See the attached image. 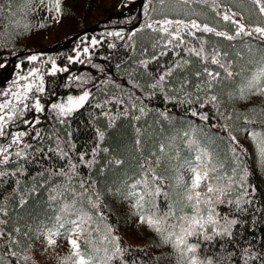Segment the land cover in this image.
Listing matches in <instances>:
<instances>
[{
    "label": "snow or ice",
    "instance_id": "6c2138e0",
    "mask_svg": "<svg viewBox=\"0 0 264 264\" xmlns=\"http://www.w3.org/2000/svg\"><path fill=\"white\" fill-rule=\"evenodd\" d=\"M39 4L60 16L62 0ZM145 8L125 45L134 55L116 80L46 109L35 95L45 92L37 67L0 93L11 97L0 101V264H29L26 250L42 238L52 248L66 242L61 264H128L131 250L110 222L118 206L155 233L167 264H264V251L251 246L233 245L223 260L205 252L233 242L240 221L232 217L252 203L249 147L264 165V0H148ZM31 9V0H0V29ZM58 71L67 69L53 61L51 74ZM157 96L192 119L145 103ZM85 106L90 146L78 145L70 127ZM46 111L44 125L35 114Z\"/></svg>",
    "mask_w": 264,
    "mask_h": 264
},
{
    "label": "trees",
    "instance_id": "16d2710c",
    "mask_svg": "<svg viewBox=\"0 0 264 264\" xmlns=\"http://www.w3.org/2000/svg\"><path fill=\"white\" fill-rule=\"evenodd\" d=\"M231 2V0H228ZM148 0H121L118 6L107 8L105 14L93 23H86L85 19L92 13L97 6V0H83L75 3V6L68 7V10L74 16V25L71 31L64 36L57 37L48 44L39 43L35 40L22 41L26 24L24 18H17L19 24L14 27H4L0 29V93L12 89L16 90L14 82L19 75H27L28 72L39 67L44 77V93H36L41 100V104L48 109L51 102H59L66 99L67 95H79L83 88H91L92 83H99L105 77L116 80L121 76V69L124 67L123 61L129 56L134 55L126 44L131 43L127 37L134 29L142 27L146 17L145 6ZM81 10L79 12V10ZM234 10L236 7L234 6ZM149 15L154 13L149 12ZM122 31L125 39L109 36V32ZM95 38L99 43L95 47L91 46V40ZM115 44V48L109 45ZM88 47V54L83 53V48ZM80 53L77 60V53ZM39 57L37 61H30V56ZM71 58V59H69ZM55 62L58 69H67V71H58L51 74L52 62ZM83 61V63L79 62ZM120 64L121 68H116ZM81 77L91 83L81 86V82L74 79ZM21 84L27 81H21ZM95 92V89H93ZM11 99V97L0 96V101ZM145 103L152 109L168 110L177 119H192L183 114L182 108H173L162 97L157 96L151 101L145 100ZM91 110L85 106L73 118L70 127L73 129V136L78 145L90 146L94 133L89 126V115ZM212 115L211 112L208 113ZM47 125L44 119L48 115L45 113H36ZM33 113L28 111L24 118L31 119ZM197 124L200 121H196ZM24 126H19L22 130ZM40 127V126H38ZM11 130H17L15 128ZM42 131L50 132L49 127L42 128ZM2 142V141H0ZM246 147H249L246 141L242 140ZM250 155L244 158V166L249 169L246 178L247 187L251 193L248 197L252 201L247 205L248 211L240 213L238 217L240 223L235 227L233 242L217 241L209 245L205 252L212 253L223 260L227 255V250L232 249L235 245L237 252L249 246L253 251H264V172L259 170L254 163V157L251 155L252 149L249 147ZM129 218H137L127 206H118L112 208L110 222L116 228L122 242L131 250L125 255L128 264L133 261L137 264H164L161 262L150 245H141L132 242L127 232L128 227L125 222ZM43 240L34 241L32 250H26L27 255L32 257L29 264H42L46 261V255L40 251V243ZM153 257L156 259L154 260ZM23 264V261L20 262ZM231 264V261H229ZM242 264V262H241ZM251 264V262H250Z\"/></svg>",
    "mask_w": 264,
    "mask_h": 264
},
{
    "label": "rangeland",
    "instance_id": "374dc122",
    "mask_svg": "<svg viewBox=\"0 0 264 264\" xmlns=\"http://www.w3.org/2000/svg\"><path fill=\"white\" fill-rule=\"evenodd\" d=\"M83 0H62V10L60 16L57 18L56 13L50 12L45 14L44 8L39 4V0H31L32 9L24 16L26 29L24 31L23 42L27 40H35L39 43L48 44L54 41L57 37L64 36L71 31L74 25V16L68 10V7L75 6V3ZM121 0H97V6L92 13L85 19L86 23L96 22L101 18L107 8L116 7ZM79 10V9H78ZM81 10H79L80 12ZM254 157L255 166L264 172V165H260ZM130 211V210H129ZM126 219V217H124ZM127 232L123 231L132 239L131 241L141 245H150L156 252L159 260L167 264V260L161 258V248L158 244L155 233L147 228L146 225L138 222L137 218L126 219ZM40 251L46 255V261L42 264H61V258L68 253V247L65 241H58L56 247H48L43 239L40 243ZM167 255V253H165Z\"/></svg>",
    "mask_w": 264,
    "mask_h": 264
}]
</instances>
